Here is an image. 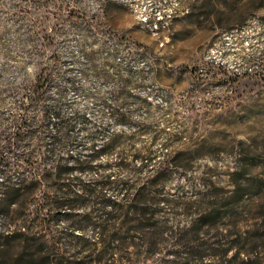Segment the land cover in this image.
I'll use <instances>...</instances> for the list:
<instances>
[{"label":"rangeland","instance_id":"rangeland-1","mask_svg":"<svg viewBox=\"0 0 264 264\" xmlns=\"http://www.w3.org/2000/svg\"><path fill=\"white\" fill-rule=\"evenodd\" d=\"M263 211L264 0H0L1 264H242Z\"/></svg>","mask_w":264,"mask_h":264},{"label":"trees","instance_id":"trees-1","mask_svg":"<svg viewBox=\"0 0 264 264\" xmlns=\"http://www.w3.org/2000/svg\"><path fill=\"white\" fill-rule=\"evenodd\" d=\"M48 78H44V81H42V77L38 78V83L36 85V92H38V95H42L44 89H46V85H45V81H47ZM24 126L23 123L20 125L19 127V131H23L24 130ZM52 141L50 144V153H53L56 149L57 145H60L63 143V137L61 136V133H56L55 135H53L51 137ZM53 155V154H52ZM59 161V160H58ZM91 161H83L82 159H77L74 161V163L70 164V162H65L64 165L60 166V167H54L55 169H51L50 167H46L45 171H46V177L48 178H52L54 176H56L58 179H62L64 180L69 174L72 173V171L74 169H79L81 171L87 170L90 166ZM49 166V165H47ZM246 178L244 177V210L245 212H247L248 214H251L253 212V209L250 208V199H252V196L247 195V191H246ZM114 185V181L110 180V175L107 176V181L103 182V184L99 185V187L106 189L107 187H113ZM89 186V185H88ZM115 188V187H114ZM27 190V185H25L24 183H22L21 185H19L18 187H15L14 189V193H21V192H26ZM85 190L87 191V189L84 187H82V191ZM93 191L90 190V192H95L96 189H92ZM127 190V189H125ZM128 192V190L126 191ZM82 196L81 193L79 192H75V191H70L67 190L64 193H61V195L58 194V199L56 200V207L57 208H61V209H67L69 210L70 208L73 209V205H71V201L76 200L78 197ZM237 196L240 200V198H242V194H238L237 192ZM10 203H15V200L12 199ZM9 203V205H10ZM104 205H111L116 206V202L110 198L104 199L103 200ZM67 210L65 211V213H63L64 215H61L62 218L61 220L64 219H68V220H72L74 214L72 213H67ZM43 214V213H42ZM213 215L212 218L218 219L221 218L219 213H217L216 215H214V211H208L206 213H204L200 219L202 220H206L207 218L211 217ZM264 216V211L263 214ZM255 218V217H254ZM41 220L43 222L46 221L45 218H41ZM256 225V229L255 230H247V237L246 239L249 240V242L247 243L248 248L245 249L244 247V258H240V262L242 264H264V249L263 250H259L258 248L261 246L258 243V239H263V244H264V231H260V229L264 228V220L262 223H255ZM264 248V247H262ZM27 251L24 249V251H22V254L19 255V259L18 261L21 260V257L24 258L23 263L22 264H32V255H29L28 257L26 256ZM25 257H27L28 259H25ZM235 259H237V257H234ZM1 264V263H0Z\"/></svg>","mask_w":264,"mask_h":264}]
</instances>
